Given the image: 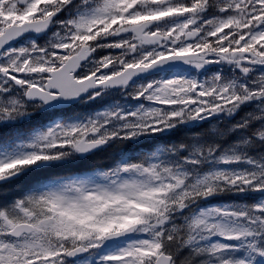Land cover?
<instances>
[{"label":"snow or ice","instance_id":"snow-or-ice-1","mask_svg":"<svg viewBox=\"0 0 264 264\" xmlns=\"http://www.w3.org/2000/svg\"><path fill=\"white\" fill-rule=\"evenodd\" d=\"M0 264H264V0H0Z\"/></svg>","mask_w":264,"mask_h":264},{"label":"trees","instance_id":"trees-1","mask_svg":"<svg viewBox=\"0 0 264 264\" xmlns=\"http://www.w3.org/2000/svg\"><path fill=\"white\" fill-rule=\"evenodd\" d=\"M220 124L221 125H218L217 128L226 127L225 123L221 122ZM208 128H209L208 123H204L202 125L200 124V125L194 126L193 128H190L187 125L178 126L176 129H173L171 131H166L163 134H157L151 137L140 138L138 141L125 143L115 149H111V148L102 149L100 152L97 153V157L95 158L104 160V158L108 156L110 153H113L115 155L125 154L129 156H134L144 151L153 150V145L159 146V145H164V144H170L172 142L181 141L190 136L205 133L206 130H211ZM223 141L225 144L235 142V136L233 134H229L228 136H225L223 138ZM82 163H87V161H82ZM249 199L250 197H248L245 194H239L235 196L228 194V195L217 197L210 202L211 203H225V204L242 203V202H247Z\"/></svg>","mask_w":264,"mask_h":264},{"label":"rangeland","instance_id":"rangeland-1","mask_svg":"<svg viewBox=\"0 0 264 264\" xmlns=\"http://www.w3.org/2000/svg\"><path fill=\"white\" fill-rule=\"evenodd\" d=\"M117 101H119L121 104H123V103H125V102H128V103H130V101H123V99H122V97L119 95V94H111V95H109L108 97H106L105 99H104V101L103 100H101V99H96V102H94V103H92V108H94V109H100V108H102V107H104V106H107V105H111V104H113V103H116ZM97 104V105H96ZM93 105H96V106H93ZM100 107V108H99ZM93 111V110H92ZM191 124H194V123H191Z\"/></svg>","mask_w":264,"mask_h":264},{"label":"water","instance_id":"water-1","mask_svg":"<svg viewBox=\"0 0 264 264\" xmlns=\"http://www.w3.org/2000/svg\"><path fill=\"white\" fill-rule=\"evenodd\" d=\"M69 105L71 104H61V105H56L55 108L58 109V108H63V107H68ZM54 108V109H55ZM48 110V109H47Z\"/></svg>","mask_w":264,"mask_h":264},{"label":"flooded vegetation","instance_id":"flooded-vegetation-1","mask_svg":"<svg viewBox=\"0 0 264 264\" xmlns=\"http://www.w3.org/2000/svg\"><path fill=\"white\" fill-rule=\"evenodd\" d=\"M110 93V92H109ZM86 102H88V101H85V102H83V103H86ZM83 103H81V104H83Z\"/></svg>","mask_w":264,"mask_h":264}]
</instances>
